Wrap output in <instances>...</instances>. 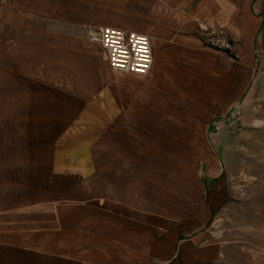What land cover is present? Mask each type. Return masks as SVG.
Masks as SVG:
<instances>
[{
    "label": "rangeland",
    "instance_id": "1",
    "mask_svg": "<svg viewBox=\"0 0 264 264\" xmlns=\"http://www.w3.org/2000/svg\"><path fill=\"white\" fill-rule=\"evenodd\" d=\"M156 1L14 0L0 27V264L263 261L264 134L237 113L236 81L119 73L88 42L102 24L154 42ZM202 247L209 258L182 260Z\"/></svg>",
    "mask_w": 264,
    "mask_h": 264
},
{
    "label": "crops",
    "instance_id": "2",
    "mask_svg": "<svg viewBox=\"0 0 264 264\" xmlns=\"http://www.w3.org/2000/svg\"><path fill=\"white\" fill-rule=\"evenodd\" d=\"M156 3L160 15H155L151 27L157 57H153L150 81H236L233 96L240 99L237 113L242 115L248 129L264 134V0H157ZM13 6L14 0H0L1 28L14 17ZM202 22L222 27L235 40L239 59L230 62L209 46L208 37L197 28ZM88 42L104 53L89 38ZM105 60L110 68L106 56ZM214 94L215 100L221 99L218 89ZM219 171L217 162L210 160V175ZM250 201L243 202L237 212L249 209ZM211 255L209 247L189 248L182 260ZM236 262L264 264V259L256 260L251 249L240 260L236 256Z\"/></svg>",
    "mask_w": 264,
    "mask_h": 264
},
{
    "label": "built area",
    "instance_id": "3",
    "mask_svg": "<svg viewBox=\"0 0 264 264\" xmlns=\"http://www.w3.org/2000/svg\"><path fill=\"white\" fill-rule=\"evenodd\" d=\"M208 37V44L225 51L233 60L239 59L236 42L222 27L202 22L197 26ZM89 41L101 47L113 71L147 75L153 67V43L147 33L111 25H97L88 29Z\"/></svg>",
    "mask_w": 264,
    "mask_h": 264
},
{
    "label": "bare ground",
    "instance_id": "4",
    "mask_svg": "<svg viewBox=\"0 0 264 264\" xmlns=\"http://www.w3.org/2000/svg\"><path fill=\"white\" fill-rule=\"evenodd\" d=\"M158 7H159V6H158ZM158 7H157V8H158ZM163 8H164V7H163ZM151 10H152V9H151ZM163 10H164V9H163ZM153 11H154V10H153ZM152 13H153V12H152ZM155 14H157V13L155 12ZM161 14H162V12H161ZM158 15H160V12L158 13ZM158 18H159V17H158ZM151 20H152V19H151ZM155 20H156V22H157L158 19H155ZM162 20H164V19H162ZM159 21H160V18H159ZM153 24H154V23H153ZM160 24H161V23H159V25H160ZM153 26H154V25H153ZM160 27H161V26H160ZM154 30H155V29H154ZM161 30H162V28H161ZM162 31H163V30H162ZM162 31H161V32H162ZM153 57H155V58L157 57V53L155 52V50L153 51Z\"/></svg>",
    "mask_w": 264,
    "mask_h": 264
}]
</instances>
